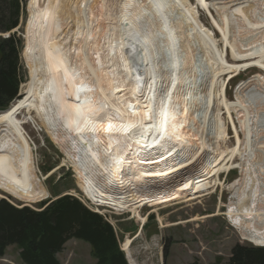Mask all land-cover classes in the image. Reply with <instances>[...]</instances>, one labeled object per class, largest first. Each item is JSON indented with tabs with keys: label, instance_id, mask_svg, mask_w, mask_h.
I'll return each instance as SVG.
<instances>
[{
	"label": "bare ground",
	"instance_id": "bare-ground-1",
	"mask_svg": "<svg viewBox=\"0 0 264 264\" xmlns=\"http://www.w3.org/2000/svg\"><path fill=\"white\" fill-rule=\"evenodd\" d=\"M107 2H56L58 16L48 20L51 68L42 69L37 88L0 113V121L29 143L18 111L27 99L51 90L62 108L52 111L45 132L73 167L86 199L96 207L133 213L144 226L147 219L139 213L144 204H181L196 185L192 172L183 169L195 159L203 165L213 161L207 149L214 143L205 135L210 108L219 138L226 134L221 110L237 112L243 137L236 133L232 150L218 148L217 166L207 174L213 181L193 191L216 187L221 173L239 166V179L227 187L226 216L243 241L264 247V75L240 87L237 105L228 102L222 79L254 68L264 73V0L220 5L219 22L210 15L221 42L236 51L237 64L227 61L189 0H111L109 7ZM196 2L211 13L208 0ZM50 8L44 9L45 18ZM202 71L211 72L204 95L192 90ZM58 81L68 90L67 103ZM203 97L209 101L205 110ZM236 156L241 162L233 165ZM132 243L127 238L122 245L128 258Z\"/></svg>",
	"mask_w": 264,
	"mask_h": 264
},
{
	"label": "rangeland",
	"instance_id": "rangeland-1",
	"mask_svg": "<svg viewBox=\"0 0 264 264\" xmlns=\"http://www.w3.org/2000/svg\"><path fill=\"white\" fill-rule=\"evenodd\" d=\"M110 1L106 0L108 7ZM189 1L193 4V9L200 22L215 37L218 47L223 51L227 61L230 64H237L236 51L231 44L221 42L222 34L212 23L211 16L216 22H219L217 8L220 5L232 3L233 5L241 4L244 6L248 0H208L210 14L202 10L203 8L197 4L196 0ZM56 2L58 0H23L21 3L19 26L14 34L21 40L20 56L24 81L20 87V92L23 93V97L14 101L10 107L25 100L28 92L37 88L36 82L44 78L42 76L43 68H51L49 50L52 46L47 49L48 20L50 17L58 16L55 7ZM47 6H51L49 10L51 16L45 18L44 9ZM7 34L0 33V37L4 38ZM196 50L200 53L198 47ZM157 58L155 57V59ZM44 59L45 62H43ZM197 61L200 65L205 64L201 54ZM208 72L202 71V77L194 86L192 85L193 91H199L204 95V88L208 85L211 75V72ZM263 75L264 73L256 68L240 72L236 76L224 75L222 79L226 84L225 94L228 102L237 105L241 100L240 87L247 82L255 84L258 78ZM155 76L157 77V74ZM222 79L220 81H223ZM57 85L62 92L64 103H67L68 90H64L59 81ZM204 98L202 103L205 110L209 101L207 102ZM61 108L62 103L53 95L51 90L46 95L31 97L26 100L23 107L18 111L17 118L24 126L29 137V143L21 132L14 134L11 129H16L9 124H6L8 129L2 128L0 130V146L7 157L0 160V194L2 195L0 201L5 200L17 208L30 207L33 210H40L39 204L42 202L55 200L64 195L75 196L90 210L103 215L114 227L121 250H123L122 245L127 238L132 240L131 260L123 252L128 264H131V261L134 264H229L234 247L237 245L253 246L241 239L231 227L226 216L231 197V192L227 187L239 179V166L236 169L233 168L229 173H221L220 181L217 182L219 184L216 187H210L203 190L204 192L194 193L193 191L196 186L210 180L213 181L214 177L208 178L207 174L208 169L217 166L213 161L218 155V148L221 151L232 150L236 145V133L240 138L243 137L237 112H231L229 115L226 110H221V119L226 134L219 138L216 137L213 129L212 120L214 118L212 114L214 111L211 108L209 110L210 115H208V122L206 120L208 125H206L205 135L214 143L213 148L207 149V153L209 150V157L213 158V161L203 165L202 160L195 159L193 163L189 164L190 166L182 171L184 174L189 171L192 172L194 183L196 182L195 187L191 186L186 191L184 200L192 196L195 200L188 203H183L184 200H182L181 204L173 203L172 206L159 204L153 207L150 202H147L139 210L141 218L147 219L142 226L139 218L133 213H119L109 208L96 207L86 199L79 188L73 167L65 160L66 157L63 152L54 145L45 132V124L52 117V111ZM199 112L202 114L201 111ZM64 161L66 162L64 163ZM240 162V157L236 156L233 165L240 164ZM193 164L195 165L193 166ZM200 181L202 183H199ZM219 207L221 208L219 209ZM161 222L164 228H162ZM19 254L20 251L17 246L8 247L4 257L0 259V264H23ZM58 259L61 264H96L90 245L76 239L65 245L64 250L58 255Z\"/></svg>",
	"mask_w": 264,
	"mask_h": 264
},
{
	"label": "trees",
	"instance_id": "trees-1",
	"mask_svg": "<svg viewBox=\"0 0 264 264\" xmlns=\"http://www.w3.org/2000/svg\"><path fill=\"white\" fill-rule=\"evenodd\" d=\"M23 0H0V33L19 26ZM21 40L0 37V112L19 99L24 81ZM40 210L0 201V259L17 246L23 264H61L58 255L73 240L88 243L96 264H128L114 227L82 201L64 195L39 204ZM229 264H264V248L237 245Z\"/></svg>",
	"mask_w": 264,
	"mask_h": 264
},
{
	"label": "crops",
	"instance_id": "crops-1",
	"mask_svg": "<svg viewBox=\"0 0 264 264\" xmlns=\"http://www.w3.org/2000/svg\"><path fill=\"white\" fill-rule=\"evenodd\" d=\"M0 125H2L1 128H0V130H1L2 128L8 129V128H6V124L3 123V122H1V121H0ZM11 131H13L14 134H18V133H19L18 130H13V129H11ZM3 152H4V151H3V149H2L1 146H0V160H1V159H4V158H7V157H6V153H3ZM0 196H2V195L0 194Z\"/></svg>",
	"mask_w": 264,
	"mask_h": 264
},
{
	"label": "water",
	"instance_id": "water-1",
	"mask_svg": "<svg viewBox=\"0 0 264 264\" xmlns=\"http://www.w3.org/2000/svg\"><path fill=\"white\" fill-rule=\"evenodd\" d=\"M16 32H17V30H14L13 32L8 33L7 35H5L4 38H9L12 34H14V33H16ZM200 75H201V74H200ZM201 77H202V76H201ZM18 97H19V98H22V97H23V93L20 92ZM4 112H5V111H4ZM0 113H3V112H0ZM70 196H72V195H70ZM73 197H75V196H73Z\"/></svg>",
	"mask_w": 264,
	"mask_h": 264
},
{
	"label": "snow or ice",
	"instance_id": "snow-or-ice-1",
	"mask_svg": "<svg viewBox=\"0 0 264 264\" xmlns=\"http://www.w3.org/2000/svg\"><path fill=\"white\" fill-rule=\"evenodd\" d=\"M108 127H109V129H111V125H109ZM130 127H134V125H130Z\"/></svg>",
	"mask_w": 264,
	"mask_h": 264
}]
</instances>
